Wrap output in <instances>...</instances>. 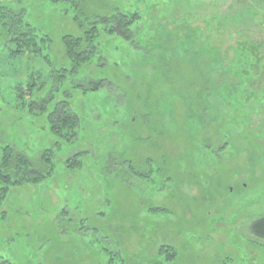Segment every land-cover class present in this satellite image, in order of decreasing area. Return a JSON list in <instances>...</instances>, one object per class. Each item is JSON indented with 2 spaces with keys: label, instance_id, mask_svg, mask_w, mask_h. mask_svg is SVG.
Segmentation results:
<instances>
[{
  "label": "rangeland",
  "instance_id": "obj_1",
  "mask_svg": "<svg viewBox=\"0 0 264 264\" xmlns=\"http://www.w3.org/2000/svg\"><path fill=\"white\" fill-rule=\"evenodd\" d=\"M27 9L57 68L69 66L63 38L89 22L140 19L132 41L105 38L110 63L95 75L110 88L70 90L74 111L60 103L56 120L67 110L81 122L53 151L52 176L11 188L0 264H264L252 231L264 216V0H27ZM18 92L0 90V144L37 163L54 137L46 118L13 117ZM131 163L147 175L131 176Z\"/></svg>",
  "mask_w": 264,
  "mask_h": 264
},
{
  "label": "trees",
  "instance_id": "obj_2",
  "mask_svg": "<svg viewBox=\"0 0 264 264\" xmlns=\"http://www.w3.org/2000/svg\"><path fill=\"white\" fill-rule=\"evenodd\" d=\"M28 13L27 0H0V90H18L16 102L19 108L13 113V117L19 116L22 122L32 114L46 118L50 123L46 127L47 135L54 138L52 148L44 150L37 163L20 147L11 143L0 144V211L11 188L38 183L52 176L56 166L52 160L53 151L64 142H74L77 134L74 129L81 122L76 114L69 116L66 109L68 115L62 116L61 121L56 120L55 114L59 111L60 103L64 102L74 111L75 94L70 90L92 95L110 88L105 78L95 75L96 70H103L110 63L111 54L105 45V38L114 35L124 41H132L135 37L133 24L140 19L139 15L130 17L122 14L116 28L108 20L89 22L84 28L83 36L63 38L69 66L57 68L49 54L51 37L41 33L28 21ZM36 61L41 63L38 68L33 67ZM21 63L27 65L23 73L26 77H21L16 84V74L22 72L19 68ZM137 169L131 163V176L143 178L147 175ZM5 214L3 211V215ZM252 231L258 238L264 239V216L255 222ZM160 252L162 255L166 254L169 261L177 257V251L173 247H163Z\"/></svg>",
  "mask_w": 264,
  "mask_h": 264
}]
</instances>
